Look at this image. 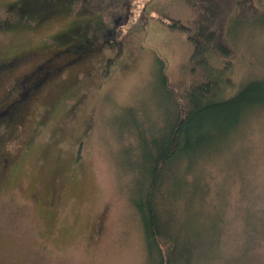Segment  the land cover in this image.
I'll return each mask as SVG.
<instances>
[{"label": "rangeland", "instance_id": "obj_1", "mask_svg": "<svg viewBox=\"0 0 264 264\" xmlns=\"http://www.w3.org/2000/svg\"><path fill=\"white\" fill-rule=\"evenodd\" d=\"M255 3L262 16L228 24L236 56L218 98L264 80V0ZM194 15L185 0H0V65L27 56L0 70V264H150L135 200L152 142L205 76L193 71L188 36L167 25ZM78 45L91 50L13 116L19 94L42 80L30 74L55 53L64 66ZM231 133L203 135L194 161L196 152L182 157L193 169L159 191L180 262L264 264V105Z\"/></svg>", "mask_w": 264, "mask_h": 264}, {"label": "trees", "instance_id": "obj_2", "mask_svg": "<svg viewBox=\"0 0 264 264\" xmlns=\"http://www.w3.org/2000/svg\"><path fill=\"white\" fill-rule=\"evenodd\" d=\"M185 3L195 11L190 23L171 20L167 25L172 31L186 34L192 43L193 54L190 62L195 66L193 71L206 72L204 81L185 94V114L179 117L169 132L163 136L162 142L157 143L156 140L152 142L155 152L153 155L152 152L149 153L151 160L146 161L148 179L143 182V193L141 192L142 194L135 200V206L142 219L150 264H186L179 261L178 239L171 227L172 216L168 213L167 206L163 204L164 193H159L165 182L168 185L176 182L179 180L178 175L183 179L184 174L193 169L195 163L192 162H189V166L186 163L184 169L181 168L182 157L187 152L189 154L196 152L188 158L196 156L200 151L198 148L202 145L200 144L202 136L205 134L225 132L223 138L228 142L232 130L238 126L247 108L264 105V80L247 83L230 98L221 99L217 96L225 83L231 82L225 73L231 69L236 56L233 46L226 37L228 24L235 15L238 20L246 23H251L262 16L255 0H185ZM215 58L226 61L223 68L215 66ZM113 60L107 61L106 72L113 65ZM207 68H212V71ZM39 88L41 86L37 84L30 94L26 90L20 95L13 106V116L18 115L22 106ZM229 118L232 120L231 124ZM223 121L224 127L221 125ZM228 125V129L220 130ZM156 197H160L161 202Z\"/></svg>", "mask_w": 264, "mask_h": 264}, {"label": "flooded vegetation", "instance_id": "obj_3", "mask_svg": "<svg viewBox=\"0 0 264 264\" xmlns=\"http://www.w3.org/2000/svg\"><path fill=\"white\" fill-rule=\"evenodd\" d=\"M114 30H110L109 32L111 33ZM81 48L83 49V52H80L79 50L76 51L74 53V54H76V57L73 58L71 61H69L64 66L60 65V57L58 56V54L55 53L50 58L45 60L44 64L40 67V71L39 72L34 70L32 72V74H30V75L34 76V74H36V73L43 72V75L41 76L42 80L40 81L39 84L41 85L43 82L44 83H48L50 80L54 79L55 77H57L58 75L63 73V71H64L63 68L70 67V65H73L74 63L80 62L83 59V57H85V52H90V50H91V49H88V46H85V45H78L76 49H81ZM70 50H69V52L71 53ZM65 52L67 53V50ZM26 58H27L26 55H21L19 57L18 56H14V57H12V62H7V63L3 62L0 65V70L1 71L4 70V71H7V72L8 71H12L20 62L25 61ZM28 78H29V76H26V77H24V80H27ZM22 80H23V78H22ZM34 88H35V86L29 88V90H28L29 94L34 90ZM19 95H21V93ZM16 101H18V99ZM16 101L14 102L13 106L15 105ZM21 112H22V108L19 110V113H21ZM2 114H4V113L0 112V116H2Z\"/></svg>", "mask_w": 264, "mask_h": 264}]
</instances>
